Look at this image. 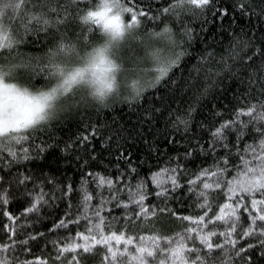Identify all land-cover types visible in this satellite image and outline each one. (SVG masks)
Listing matches in <instances>:
<instances>
[{
    "label": "snow or ice",
    "instance_id": "obj_1",
    "mask_svg": "<svg viewBox=\"0 0 264 264\" xmlns=\"http://www.w3.org/2000/svg\"><path fill=\"white\" fill-rule=\"evenodd\" d=\"M210 25L223 31L213 32L219 50L197 52L178 82L174 70ZM37 42L42 51H25ZM226 81L243 89L231 107L214 104L211 120L194 122ZM161 84L188 99L144 103ZM117 103L141 113L140 162L163 161L144 174L132 132L107 116ZM72 119L75 133L57 138ZM50 150L57 164L74 160L78 181L52 171ZM188 195V212L172 206ZM58 202L51 251L32 255L44 235L35 225ZM160 213L183 226L137 229ZM0 214V264H264V0H0Z\"/></svg>",
    "mask_w": 264,
    "mask_h": 264
},
{
    "label": "trees",
    "instance_id": "obj_2",
    "mask_svg": "<svg viewBox=\"0 0 264 264\" xmlns=\"http://www.w3.org/2000/svg\"><path fill=\"white\" fill-rule=\"evenodd\" d=\"M239 26L244 25V21L240 20L238 21ZM237 30L239 31V27H237ZM213 32H219L220 36H223V31L218 29L215 26L209 27V30H207V34L200 33L199 38L194 42L193 44V51L191 53L190 58H188L185 63L182 65L181 69L174 70L173 75L179 82L181 79V74L185 79L189 76L190 73L193 71V65L196 63V53L203 50V48L208 46L217 47L219 50V36H213ZM211 37V39H209ZM227 37H224L225 43L227 42ZM43 47L40 46L37 43L30 44L28 47L25 48L26 52H37L42 51ZM37 82H40L39 78L37 79ZM226 87L228 91L226 93L224 92H215L213 91L211 95L204 99L201 102L199 112L195 116V121H207L211 120L212 113H213V105H224L226 107H231V104L234 103L233 96H234V90L235 94L238 95L239 92L243 91L242 88H239L238 82H232V81H226ZM187 95L181 91V89L177 85H166L161 84L158 86V89H150L147 91V95L144 98V103L147 104H156L157 107L164 106L166 107L168 104L175 105V101L180 100H187ZM94 115V114H93ZM140 111L133 105V107L129 108L127 103H117L116 104V111L112 112L111 110L107 111V116L109 118H116L120 123L126 124L129 131L132 132L133 137L135 139L129 140V145L131 146V150L136 154V162L138 165V168L140 169V173L144 174L146 173L150 168L157 165L158 163H162L163 161L156 156L155 153H153V158L151 160L145 159L142 163L140 162V157L144 155V144L140 141V136L137 135L138 132L144 131V128L139 123L137 117L140 116ZM104 117L101 116V119ZM78 119V118H77ZM77 122L76 119H72L70 121H65L58 125L57 127V138L64 137L67 138L69 135H73L77 128ZM147 131L149 133H152L155 131V129L148 128ZM158 139H161L158 137ZM163 148V145H161ZM175 150H178L180 152H183V145L178 144L174 146ZM57 152L55 151H49L47 155V161L53 162V168L52 171H54L58 176H60L61 179H64V176L67 173H73L72 179L74 181H78L79 172L76 169V164L74 160L70 157L66 158L65 160H61L58 164L55 163L56 161ZM34 166V165H33ZM121 168H126V165L121 163ZM58 169V171H57ZM112 172H115L116 169L112 168ZM63 174V175H62ZM186 191V186H184L181 189V192ZM14 196H19V193L14 192ZM57 195H59V192H57ZM158 198H150L149 202L152 203L154 200H157ZM192 201V196H181V199L179 203H173V207H175L178 211L182 212H188L189 209V203ZM23 206L22 204V197L17 199L14 203L10 205V210L13 212H17L20 210V208ZM66 210V204L64 202H58L56 205L50 206L48 211L40 216L39 223L35 225L37 230L43 231L44 235L42 237H39L37 240L31 242L32 247V255H48L51 251V245L50 241L54 238H56V230H53V233H49L47 230L51 227V223L54 222L56 219H58L62 214L63 211ZM33 219H36V217H32ZM71 219V217H69ZM5 218L2 214H0V225L4 222ZM123 222H121L122 224ZM85 226V222L81 221L78 225L74 224L70 227V231L75 232L77 227H79L81 230H83ZM183 226V222L178 220L177 218L171 216L170 213H160L157 215L155 219H149L147 221H144L143 218H141L139 221L136 222V227L139 229L140 227H143L144 230H157V228L162 232H168L171 230H175L179 227ZM133 225L129 224V229H132ZM32 227L28 226L27 231H31ZM20 232L25 231V229L21 228L19 229ZM3 232L4 229L2 226H0V239H3ZM65 233L63 230L59 231V235H64ZM18 240L22 239V236L18 235L16 237ZM49 242V245L47 248L42 247V245L45 242ZM103 249L98 248L97 253L101 252Z\"/></svg>",
    "mask_w": 264,
    "mask_h": 264
}]
</instances>
